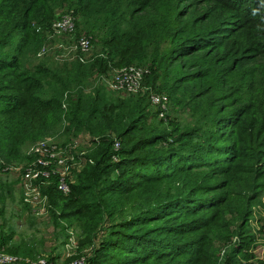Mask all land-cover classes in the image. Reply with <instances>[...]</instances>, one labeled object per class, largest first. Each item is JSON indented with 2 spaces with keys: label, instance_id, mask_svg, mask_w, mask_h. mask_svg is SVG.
I'll list each match as a JSON object with an SVG mask.
<instances>
[{
  "label": "trees",
  "instance_id": "trees-1",
  "mask_svg": "<svg viewBox=\"0 0 264 264\" xmlns=\"http://www.w3.org/2000/svg\"><path fill=\"white\" fill-rule=\"evenodd\" d=\"M167 1L170 7L160 0H0V172L65 119L66 138L89 134L92 160L73 175L67 195L46 190L53 224L79 230L68 262L83 255L84 264H264V254L247 250V220L264 190V45L255 42L264 31L253 36L264 28V0L244 49H232L241 53L236 61L221 49V30L211 28L246 7L201 0L179 35L188 13L178 14L182 0ZM55 7L78 17L75 36L82 28L99 43L85 62H31ZM166 42L173 45L163 52ZM150 47L144 84L170 91L188 117L169 121V130L146 92L111 94L98 82ZM235 235L240 241L221 254ZM11 239L0 231V248L11 251Z\"/></svg>",
  "mask_w": 264,
  "mask_h": 264
},
{
  "label": "rangeland",
  "instance_id": "rangeland-1",
  "mask_svg": "<svg viewBox=\"0 0 264 264\" xmlns=\"http://www.w3.org/2000/svg\"><path fill=\"white\" fill-rule=\"evenodd\" d=\"M231 1L238 5H241V9L243 7H246L248 11L242 12L243 14L240 15L236 13H228L227 15L221 16V18L218 17V22H216L215 25H212L213 28L211 29L212 31L216 29L221 30L220 33H217V35H219L225 42L221 49H226L224 51V54L229 53V55L232 56V53H235V56L232 57L236 58L234 60L236 61L237 57H239L241 53L239 54L237 51L234 52V50L232 49H244V44L247 39L249 21H252L255 14L258 13L259 10L257 9V5L261 3L262 0ZM160 4L163 5V7H170L167 0H160ZM200 4L201 0H182V2L178 3V14L182 15L184 13H188L187 18L183 20V24L178 26L179 35H183L185 33V29H188L190 27V25L185 24V22L187 21V19L196 18L194 9L196 7H199ZM70 12H72V10H68L67 7L54 8L52 14L54 18L51 20L52 22L50 26L47 29H42V44L40 47L39 45L37 46L39 48H34L42 49L43 46H46L45 54L38 56V50L36 51V53H32L30 55L32 63H34L35 65L44 64L45 66H60L62 65V63L67 61L62 60L61 56L58 57V54L60 53L58 49L60 48L56 47L55 43L63 42L65 45L69 46V43L75 41L78 36H75V31L72 33H56L51 29V25L54 19H58L59 17L70 14ZM77 19L78 17L76 16L75 22ZM84 30L85 29L81 28L79 31L86 32V34H88V32ZM263 31L264 28H262V30L260 31L255 32L253 36L261 35ZM39 32H41V30ZM91 40L92 53L99 51V43L96 42V40L92 37ZM255 42L264 45V39H255ZM172 45L173 44H170V42L164 43L162 51L164 52L166 48L172 47ZM153 50L154 49H152V47L146 49L144 54L138 59H135V62L131 63L130 65L148 69L149 73L152 74V72H150V65L151 54ZM117 68L119 67H114L112 68V70ZM95 81L91 79V81L88 82L87 87L91 88L96 84ZM147 83L151 85L149 81H147ZM163 92L169 95L168 98L170 105L168 117L163 119L160 127H165L168 130L171 129L169 121H173V125L176 124V122H178L179 124H185L187 122L186 119L188 118L186 109L182 111L179 106H176L175 95L170 94V91L163 90ZM176 93H181V89H179ZM149 109L151 110V112H154V109L150 105ZM73 137L76 136L66 138L65 134L63 135L62 133L60 140L68 141ZM32 143L34 142L28 143L22 148V157L5 162L6 164L2 169L4 171L0 172V181L2 183V186L0 187V231H3L4 234H10L12 236V245L8 244V246H11V248L13 247L11 251H8L5 246L1 247V250L5 254L16 256L22 260L29 261L30 263H36L38 260H46L52 262L53 264H68L72 261L71 260L68 262L69 258L74 257V254L76 252L79 230L76 227L74 228L73 226L63 231L59 226H55L53 224L50 212L51 209H49L48 216L45 217L44 214H41L38 211H34L30 206L24 204L21 199L19 179L17 177V171H14V167L26 162V152ZM48 188L49 187L45 188L44 190L46 193V190ZM247 230L248 233L252 236V241L247 249L248 252L254 253V255H256V257L258 258H262L264 254V190L260 194L259 200L252 206V212L249 216V219L247 220ZM238 241H240L238 236H233L231 241L221 249V254H223L226 248L236 245ZM23 243H26L27 245L34 248L36 252L35 257L26 255V253L23 251ZM87 250L88 248H84L83 252H88ZM50 257H53L54 261L49 259Z\"/></svg>",
  "mask_w": 264,
  "mask_h": 264
},
{
  "label": "built area",
  "instance_id": "built-area-1",
  "mask_svg": "<svg viewBox=\"0 0 264 264\" xmlns=\"http://www.w3.org/2000/svg\"><path fill=\"white\" fill-rule=\"evenodd\" d=\"M73 13L54 19L51 29L56 33H72L76 29ZM77 39L69 46L63 42L55 43L62 60H75L85 62L92 53L91 36L86 32H80ZM46 46L39 49L38 56L45 54ZM148 69L128 65L113 69L101 75L98 82L102 83L111 94H139L146 92L150 106L157 112V117L165 119L169 112V98L164 92H159L144 84ZM65 106V105H64ZM67 125L63 120L61 130L55 134L46 135L32 143L26 152V162L14 167L19 179V189L22 202L48 216L50 203L45 188H54L67 195L70 192V183L73 175L83 169L87 163H92L87 157L90 147V136L81 132L68 141L60 140L62 132ZM119 147V142L114 141V149ZM45 187V188H44ZM85 257H79L68 264H84ZM0 264H53L46 260H38L36 263L22 260L16 256L3 253L0 248Z\"/></svg>",
  "mask_w": 264,
  "mask_h": 264
}]
</instances>
